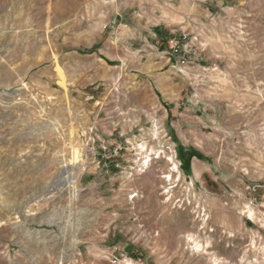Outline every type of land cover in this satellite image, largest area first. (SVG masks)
Listing matches in <instances>:
<instances>
[{
    "label": "rangeland",
    "instance_id": "374dc122",
    "mask_svg": "<svg viewBox=\"0 0 264 264\" xmlns=\"http://www.w3.org/2000/svg\"><path fill=\"white\" fill-rule=\"evenodd\" d=\"M0 264H264V0H0Z\"/></svg>",
    "mask_w": 264,
    "mask_h": 264
},
{
    "label": "bare ground",
    "instance_id": "6f19581e",
    "mask_svg": "<svg viewBox=\"0 0 264 264\" xmlns=\"http://www.w3.org/2000/svg\"><path fill=\"white\" fill-rule=\"evenodd\" d=\"M153 129V128H152ZM152 136H153V133H152ZM144 143H146V142H144ZM139 146V151L138 152H140V158L136 161L138 164H139V167L140 168H144V167H146V166H148V164H149V162L151 161V157H150V155H151V153L153 152L154 154H156V152L155 151H153V149L152 148H150L149 149V152H147V150H146V146H145V144H140V145H138ZM149 147V146H148ZM173 150V149H172ZM170 152H171V150H170ZM169 153V152H168ZM158 154V153H157ZM79 155H80V151H79V149L77 148V147H73L72 148V150H71V159L70 160H72V161H77V159L79 158ZM139 155V154H138ZM171 155V154H170ZM153 156H155V155H153ZM157 156V155H156ZM168 161H170V164L172 165L171 166V168H170V170H169V173L168 174H166L165 176H163L164 177V179H165V181H169V180H171V173L172 172H178L179 170H178V166H177V163L176 162H174L173 161V159H172V156H170L169 158H168ZM169 165V164H168ZM179 175V174H178ZM175 176H177V175H175ZM174 176V177H175ZM166 183V182H165ZM247 206V207H246ZM246 206H244V207H246V210H245V216L247 217V218H250V219H252L253 218V215H254V212L252 211V209H250V207L248 206V205H246ZM244 212V211H243ZM205 215V214H204ZM254 217H255V215H254ZM203 220V219H202ZM204 223V222H203ZM186 235V234H185ZM185 238H186V241L188 242V243H190L191 244V247H192V249H194L195 251H200V249L202 250L203 248H204V245L202 244V243H200V241H198V239L193 235V234H187L186 236H185ZM212 262L213 263H216V262H218V258L217 257H213V259H212Z\"/></svg>",
    "mask_w": 264,
    "mask_h": 264
},
{
    "label": "built area",
    "instance_id": "2783aa9c",
    "mask_svg": "<svg viewBox=\"0 0 264 264\" xmlns=\"http://www.w3.org/2000/svg\"><path fill=\"white\" fill-rule=\"evenodd\" d=\"M177 43V42H176Z\"/></svg>",
    "mask_w": 264,
    "mask_h": 264
}]
</instances>
